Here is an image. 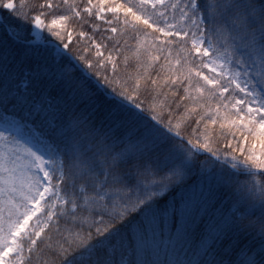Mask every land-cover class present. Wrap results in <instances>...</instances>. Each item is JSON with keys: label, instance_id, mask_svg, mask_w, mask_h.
I'll use <instances>...</instances> for the list:
<instances>
[{"label": "snow or ice", "instance_id": "snow-or-ice-1", "mask_svg": "<svg viewBox=\"0 0 264 264\" xmlns=\"http://www.w3.org/2000/svg\"><path fill=\"white\" fill-rule=\"evenodd\" d=\"M0 264H264V0H0Z\"/></svg>", "mask_w": 264, "mask_h": 264}]
</instances>
